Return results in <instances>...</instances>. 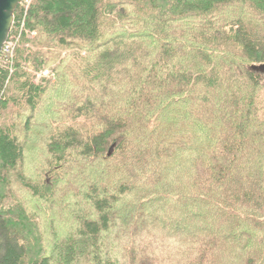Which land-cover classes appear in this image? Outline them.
Returning a JSON list of instances; mask_svg holds the SVG:
<instances>
[{
  "label": "trees",
  "instance_id": "obj_1",
  "mask_svg": "<svg viewBox=\"0 0 264 264\" xmlns=\"http://www.w3.org/2000/svg\"><path fill=\"white\" fill-rule=\"evenodd\" d=\"M25 22L0 264H264V0H33Z\"/></svg>",
  "mask_w": 264,
  "mask_h": 264
},
{
  "label": "built area",
  "instance_id": "obj_2",
  "mask_svg": "<svg viewBox=\"0 0 264 264\" xmlns=\"http://www.w3.org/2000/svg\"><path fill=\"white\" fill-rule=\"evenodd\" d=\"M33 0H23L19 5L21 7V12L14 19V23L9 34L8 39L4 43L3 49L0 53V66L3 65H11V72H12V63L14 62L15 52L17 45L20 43L21 38L26 35L29 38H34L37 34L36 30L30 29L26 26V15L28 9L31 5ZM39 77H48L52 78L53 80L56 79V76L52 69L46 68L41 70L38 73Z\"/></svg>",
  "mask_w": 264,
  "mask_h": 264
},
{
  "label": "water",
  "instance_id": "obj_3",
  "mask_svg": "<svg viewBox=\"0 0 264 264\" xmlns=\"http://www.w3.org/2000/svg\"><path fill=\"white\" fill-rule=\"evenodd\" d=\"M22 1L23 0H0V53L11 32L16 8ZM250 69L264 75V63L253 64L250 66ZM115 146L116 144L111 146L108 153L109 155L112 154Z\"/></svg>",
  "mask_w": 264,
  "mask_h": 264
},
{
  "label": "rangeland",
  "instance_id": "obj_4",
  "mask_svg": "<svg viewBox=\"0 0 264 264\" xmlns=\"http://www.w3.org/2000/svg\"><path fill=\"white\" fill-rule=\"evenodd\" d=\"M38 73H39V72H38ZM37 79H42V77H39L38 74H37ZM52 80H53V79H52ZM53 81H55V80H53ZM40 175H41V173H40ZM50 178H51L50 176H46V181H47L48 183H50V181H51ZM15 185H16V186H15V189L17 190L16 192L18 193V191H19V190H18V186H17V184H15ZM24 192H25V191H24ZM19 193H20L19 195H20L21 197H22V195L24 194V193H22V192H20V191H19ZM21 193H22V194H21ZM25 193H26V192H25ZM30 194H31V193H27V196H26V197H27V198H26L27 201H30V200H31V201H30V202H31L30 206L33 205V204H35V203H37V204L41 203V200L37 199L36 197H34V196L30 195ZM31 196H32V197H31ZM23 198H24V197H23ZM36 206H37V205H35V206H31V207H32V208H36ZM29 209H30V210H33V209H31L30 207H29Z\"/></svg>",
  "mask_w": 264,
  "mask_h": 264
}]
</instances>
